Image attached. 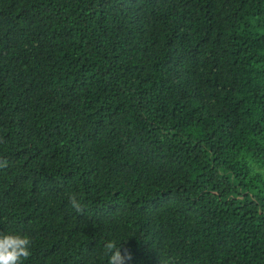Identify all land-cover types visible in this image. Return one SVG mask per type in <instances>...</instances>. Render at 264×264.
I'll use <instances>...</instances> for the list:
<instances>
[{"label": "trees", "instance_id": "obj_1", "mask_svg": "<svg viewBox=\"0 0 264 264\" xmlns=\"http://www.w3.org/2000/svg\"><path fill=\"white\" fill-rule=\"evenodd\" d=\"M0 232L264 264V0H0Z\"/></svg>", "mask_w": 264, "mask_h": 264}, {"label": "clouds", "instance_id": "obj_2", "mask_svg": "<svg viewBox=\"0 0 264 264\" xmlns=\"http://www.w3.org/2000/svg\"><path fill=\"white\" fill-rule=\"evenodd\" d=\"M71 205L77 211L82 205L76 196L71 197ZM32 241L26 235L0 232V264H25L32 257ZM106 264H126L130 255L122 253L121 244L109 242L106 245Z\"/></svg>", "mask_w": 264, "mask_h": 264}]
</instances>
